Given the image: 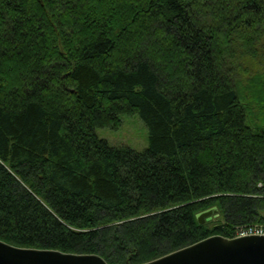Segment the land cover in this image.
I'll list each match as a JSON object with an SVG mask.
<instances>
[{
	"label": "trees",
	"instance_id": "obj_1",
	"mask_svg": "<svg viewBox=\"0 0 264 264\" xmlns=\"http://www.w3.org/2000/svg\"><path fill=\"white\" fill-rule=\"evenodd\" d=\"M132 115L144 151L97 137ZM252 226L264 0H0V241L145 264Z\"/></svg>",
	"mask_w": 264,
	"mask_h": 264
},
{
	"label": "water",
	"instance_id": "obj_2",
	"mask_svg": "<svg viewBox=\"0 0 264 264\" xmlns=\"http://www.w3.org/2000/svg\"><path fill=\"white\" fill-rule=\"evenodd\" d=\"M215 208L197 216L199 224L215 215ZM0 264H107L97 255L22 249L0 241ZM145 264H264V236L227 239L211 236Z\"/></svg>",
	"mask_w": 264,
	"mask_h": 264
},
{
	"label": "rangeland",
	"instance_id": "obj_3",
	"mask_svg": "<svg viewBox=\"0 0 264 264\" xmlns=\"http://www.w3.org/2000/svg\"><path fill=\"white\" fill-rule=\"evenodd\" d=\"M95 133L112 147H128L137 152L148 147V132L138 115L123 116L117 129L102 128Z\"/></svg>",
	"mask_w": 264,
	"mask_h": 264
},
{
	"label": "built area",
	"instance_id": "obj_4",
	"mask_svg": "<svg viewBox=\"0 0 264 264\" xmlns=\"http://www.w3.org/2000/svg\"><path fill=\"white\" fill-rule=\"evenodd\" d=\"M249 236H264V226L242 227L237 230L235 238H244Z\"/></svg>",
	"mask_w": 264,
	"mask_h": 264
}]
</instances>
